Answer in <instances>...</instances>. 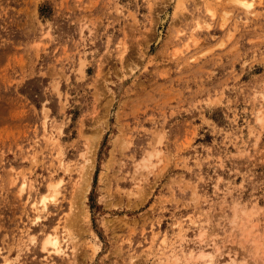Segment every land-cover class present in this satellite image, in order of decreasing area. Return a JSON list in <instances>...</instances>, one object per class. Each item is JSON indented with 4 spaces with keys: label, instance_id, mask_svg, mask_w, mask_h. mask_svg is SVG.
Returning <instances> with one entry per match:
<instances>
[{
    "label": "rangeland",
    "instance_id": "374dc122",
    "mask_svg": "<svg viewBox=\"0 0 264 264\" xmlns=\"http://www.w3.org/2000/svg\"><path fill=\"white\" fill-rule=\"evenodd\" d=\"M202 253L264 264V0H0V264Z\"/></svg>",
    "mask_w": 264,
    "mask_h": 264
},
{
    "label": "bare ground",
    "instance_id": "6f19581e",
    "mask_svg": "<svg viewBox=\"0 0 264 264\" xmlns=\"http://www.w3.org/2000/svg\"><path fill=\"white\" fill-rule=\"evenodd\" d=\"M246 7L249 9L251 7V5H246ZM62 162V160H61ZM89 181V180H88ZM26 181L23 182V187H22V192H25V188L28 186H26ZM50 190L53 191V193L55 194V189H56V184H49ZM87 191V190H85ZM84 191V193H85ZM83 198H85L84 194H83ZM33 209H35V211H39V210H45L47 208L46 206V198H43V200L40 202H35L32 204ZM33 238V237H32ZM256 244V241H253ZM52 249L53 253H55L58 256H69L68 254V250L69 247L68 245H66V243H61L59 241V239L57 237H48L43 245V249L46 250L48 253H50L49 249ZM199 261L202 262L203 264H214L213 262L214 257L211 254H201L199 257ZM5 264H10L9 261L5 262Z\"/></svg>",
    "mask_w": 264,
    "mask_h": 264
}]
</instances>
